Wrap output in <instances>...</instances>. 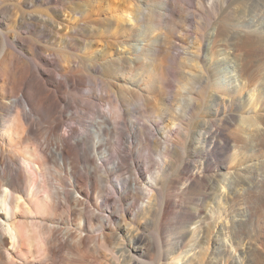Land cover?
Segmentation results:
<instances>
[{"label":"bare ground","instance_id":"6f19581e","mask_svg":"<svg viewBox=\"0 0 264 264\" xmlns=\"http://www.w3.org/2000/svg\"><path fill=\"white\" fill-rule=\"evenodd\" d=\"M5 1L0 0V4L11 13L12 25L7 31L0 30V111L9 113V117L0 116V264H71V256L75 258L77 255L75 264H92L94 259L88 258V254L100 252L109 258L98 264H148L144 257L153 243L146 228L154 215L163 225L173 196L166 193L156 204L154 198L156 193H160L161 181L168 178L169 164L176 161L183 163L184 153L181 155V152L187 151V144H194L195 150L208 154L206 146L211 140L239 148L246 135L264 136V108L261 109L259 100L255 105L260 108L255 109L253 114L241 113L238 116L242 131L239 135L219 134L220 125L214 124L211 117L214 113L220 115V108H216L221 104L220 99H223L224 106L240 107L243 91H248L249 103L261 96L256 94V91L264 89L261 66L252 60V46L264 43L263 0H222L223 7L235 3L239 8L232 12L229 20L221 21L208 30L202 28L194 37L187 32L191 47L184 50L179 48V42V46H175L164 32L171 26L172 18L180 12L187 18L195 16L193 12L183 10L179 0H79L71 10L60 5L53 6L56 15L39 13L34 8L58 3L59 0H15L11 6L5 5ZM2 11L3 8H0V16ZM26 29L40 31L46 37H61L69 43L75 40L72 34L88 33L94 39L81 38L86 46L95 41L98 51L105 48L110 53L109 58L88 55L84 63L88 69H107L118 58L130 65L156 64L155 77L159 84L165 79L161 60L170 57L174 46L181 52L177 55L181 62L196 68L202 63L204 81L195 86L198 97L192 102L198 109L197 118H184L182 121L183 135L188 141L167 138L169 143L163 140L157 167L151 172L141 167L144 158L141 157L139 144L144 136L143 125L133 117L131 105L143 102L142 96L132 99L131 88L125 86L124 91L115 92L117 98L115 94H109L115 102L111 100L107 103L106 109L99 108L102 103L105 104L106 97L93 83L97 82V78H90L76 59L68 57L65 62L59 52L47 46L32 43L26 48ZM177 30L179 28L175 26L173 32ZM217 54L224 58L233 57L237 69L231 78L220 80L218 74L221 73L208 65ZM263 54L260 60L264 59ZM27 61L34 62L39 68L41 65L44 67L34 80H31L32 76L30 78V63ZM56 74L62 78L58 79ZM72 74L78 75L80 85L86 88L81 92L84 102L81 110H74L63 95L72 87ZM56 91L60 95L55 94ZM21 92L22 97L18 95ZM223 95L230 96L229 100ZM61 103H66L70 109L67 118L72 123L63 132H60L61 125L58 123L42 129L40 121L49 117L52 109ZM88 113L93 115L89 128L84 124ZM31 116H36V120L32 121ZM229 119L234 122L236 114L224 116L221 121ZM111 134L117 138L126 137L132 147L130 151H137L131 162L133 172H124L123 163L128 160L127 156H116L112 165L108 166L106 153H110L108 137ZM85 143L91 153L87 152ZM81 157L87 160L83 166ZM202 159L206 167L211 165L208 157ZM57 166L61 169L67 167L71 173V190L66 188L68 180L60 174ZM51 170L59 176V183L53 188L48 180ZM232 171L229 170V176L223 178H220L223 175L220 172L215 175L205 173V178H201L204 183L203 200L209 201L207 209H204L203 203L184 208L187 221H179L181 225L178 226L173 256L168 264H179L180 261H184L182 264L192 261L200 264L201 259L206 264H229L234 246H243L244 254L254 247L259 249L243 235H234L228 225L221 230V240L214 236L213 226L219 217H216V212L221 206H216L213 193L219 183L230 187L229 194L225 196L226 205L235 198L254 202L253 196L248 195L251 187L246 186L244 181L234 180ZM236 171L242 177L243 169ZM111 174L115 175L116 184L112 185L113 192L108 196L105 193L106 183ZM145 178L148 180L143 182ZM259 179L264 182V175ZM177 197L180 198V195ZM114 198H117V204L102 208ZM140 199L142 205L136 207ZM180 200H177L179 205ZM89 203L94 206L91 213ZM226 205L225 217L228 216ZM256 209L257 213L263 212L264 200L257 202ZM248 212H245V218L240 219L245 223ZM70 221H76L77 227H69ZM189 224L194 225L192 229L188 228ZM187 235H190L189 241ZM217 255L219 259H216Z\"/></svg>","mask_w":264,"mask_h":264},{"label":"rangeland","instance_id":"374dc122","mask_svg":"<svg viewBox=\"0 0 264 264\" xmlns=\"http://www.w3.org/2000/svg\"><path fill=\"white\" fill-rule=\"evenodd\" d=\"M221 1L222 0H179V2L183 4V10L193 12L195 16H193V18H187V16H185L183 12H180L172 18L171 26L167 29H164L165 34L168 36L169 40L174 42L175 46H179V44H181L179 48H183V50L184 48L191 47V40H189V34H187V32H191V37H194L198 32L201 31L202 28H204V30H208L221 21L229 20L233 14L232 12L239 8L235 3L225 5L223 7ZM77 2H79V0H59L58 3L54 4L37 5L34 9H36V11L39 13L56 15L54 9L52 8L53 6L60 5L63 8L65 7L69 8L68 10H71L72 8L76 7ZM6 4L11 6L15 4V0H6L5 5ZM0 8H3L2 15L0 16V30L7 31L8 28L12 25L11 13L5 6L2 7L1 4ZM63 19L65 18L63 17ZM175 26H177V28H179L181 32H185V34H181L179 30H177V32H173V30H175ZM25 31L26 32H24V34L26 37V48L32 43H38L39 45L47 46L59 52L63 59L66 60L65 62H67L68 57L76 59L79 64L84 67L85 73L90 78L91 76H93V78H97V82L93 83L96 85V87H99L98 90L106 97V101L104 102L105 104L103 105L102 103L99 108L106 109L107 103L113 100V97L111 98L109 94H115V98H117L115 92L120 93L121 90L124 91L125 86L131 88L132 91L130 92V97H132V99H134L137 95L142 96L141 100H143V102L131 105L133 117L137 121H139L141 125H143L144 136L141 145L139 144V149H141V157L144 158V162L141 167L143 166L144 169L148 168L150 172L151 170H154L155 167H157V163L159 161V151L163 149V146H161V142H163V140H167V138H169L172 141H188V138L183 135L182 121L185 120L184 118H186V120L189 118H197L198 109H196V107L192 105V102L198 97L195 86H199L200 83L204 81L201 74V72L204 71V66L202 65V63V66L199 65V67L196 68L187 63L181 62L180 58H178L177 56L178 53L181 52H179V50H175L174 46V48L170 52V57L167 60L165 59V57L164 60H161L162 71L164 72L165 79L162 84H159L156 81L155 77L156 64L152 65L151 63H148L147 66H143L140 64L130 65L122 58H118L115 62H112L111 66L109 65V68L107 69H99L96 71L88 69L84 64L87 62L86 58L88 57V55L93 54L100 58L110 57L108 49L104 48L103 50L98 51L97 42L95 43L94 41L90 44V46H86V44L81 41V38L93 41V36L88 33L78 32L72 34L75 40L72 43H69L64 41V38L62 39L61 37H46L40 31L30 32L29 29H26ZM177 42H179V44H177ZM263 45L252 46L254 54L252 56V60H254L255 64L261 66L262 70L260 68V77L262 78L261 81L263 80L262 82L264 83V59L260 60V55L264 53ZM1 46L2 43L0 34V50ZM124 50L127 49H123V51ZM175 52H177V54H175ZM27 55L28 57H31L29 53H27ZM50 57H54V55H50ZM233 60V57L224 58L222 55L217 54L214 55V58L209 61L210 64L208 65L215 68L217 73H221L218 74L219 79L221 78L220 80L225 78L229 79L232 77V75H234L233 72H235V69H237L236 63H233ZM29 63L30 78L32 76L31 80H34L40 74L41 70L43 71L44 67L41 65V67L39 68L34 62L32 63L31 61ZM71 76L72 79L70 85L72 87L69 88L67 92H64L65 94L63 93V95L66 98L68 105H70L74 110H81L84 106V102H82L81 92L85 91L86 88L80 85V77L78 75L72 74ZM56 77L58 79L62 78L60 74H56ZM103 82H105V86H103ZM108 89H110L111 91H108ZM69 90H71V92ZM243 92L240 97V99H243H241L242 102L240 101L241 108L239 106H224L223 99L218 100L221 102V104L216 105V108H220V115H215L214 113L211 117L214 121V124L220 125V127H218L219 134L228 133L231 136L239 135L240 133H242V131L240 126L238 125V116L241 115V113L245 115H250V113L253 114V111L255 109L260 108V104L261 109L264 108V89H260L258 90V92L256 91V94L261 96L259 99L253 98L254 101H250V103L253 104H250L247 100L246 94H248V91ZM55 94L60 95V92L56 91ZM18 95L22 97V92ZM223 97L225 98L226 96L223 95ZM229 98L230 96L226 97L227 100H229ZM258 100L259 105H257V107L255 104L256 102H258ZM113 102H115V100H113ZM242 103L245 108L243 107ZM247 103L250 104V106ZM69 110L70 109L66 107V103L58 104V106L52 109V113L49 115V117H46L42 121H40V127L42 129H47L50 126L58 123L61 125L60 132H63V130L67 129L68 126L72 123V120L67 118V113L69 112ZM0 112V116L5 118L9 117V113H7L6 111ZM231 113L236 114L237 119L234 122H231L230 119L229 121H221V118L230 115ZM92 117V113H88L85 118L86 120H84V124L88 128L90 127ZM31 120L35 121L36 116H31ZM179 122H181V124H179ZM202 132L204 133V131ZM241 135L245 136L244 134ZM157 136H159V138H157ZM246 136L247 137L244 140L240 141L239 148H233L232 145L228 146L226 144L224 145L219 143V141L217 140H211L212 142L207 143L206 146L207 150H209L208 154H206V152L203 153L195 150V146H193L194 144L188 142L189 144H187V151L184 152L182 150L181 152V155L184 153L183 163L178 164L179 162L176 161V163L169 164L167 171L168 178L166 181H161L160 193H156L154 202L155 204L160 203L159 200H161V197L165 196L166 193L172 194L173 197L171 199L169 211L163 225L159 224V222L157 221V217L154 215L152 217V221L146 228V233H148V235L151 237L153 243L152 248L144 257L148 264L169 263L171 257L173 256V244L176 237L178 236V226L181 225V221H187V218L184 214V208L197 206L203 203L204 209H207L209 201L205 202L203 200L204 183L202 182V179L205 178L206 174L212 173V175H215L217 174V172L222 173L223 175L220 178H223V176H229V170H233L232 172L234 173V175H232L234 180H241L242 182L244 181L246 186L251 187V190H248V195L253 196L254 202L250 203L251 199L246 200L243 198H235V200H231L226 205L225 196L229 194L230 187L227 184L223 185L222 183H219L216 187L215 192L213 193V197L215 196L214 198L216 206H221L220 209H223V211L218 208L219 210L216 212V217H219H217V221L214 224L215 227L213 226V229L215 230L214 236L215 238L221 240L223 236L221 230L225 225H228L233 230L234 235H243L246 240H251L259 248L256 249L254 247L248 254H244L243 250L245 249L243 246H240L238 248L234 246L233 255L230 259L231 263L229 264H264V210L260 213L256 212L257 202L259 200H264V182L259 179V176L264 175V171H262V169H264V136ZM167 142L170 143L169 140H167ZM109 144L110 153H106L108 166L112 165L111 163L116 159V156H127L128 160L124 161L123 163L124 172H133L131 170V162L133 161V158L136 157L137 151H130L131 146L127 138H117L115 135L111 134L108 137V145ZM85 147L87 149V152H92L87 143H85ZM101 154L103 153L101 152ZM204 156L210 159L211 165L209 167H206L204 164V161L202 159ZM96 158L99 159V156H96ZM86 162L87 160L85 159V157L80 158V163L82 166ZM149 164L151 165L148 167ZM52 165L54 166V164ZM178 166L180 167V169H178ZM259 166L262 168L257 169L259 168ZM57 168L60 169V174L68 180V184L65 185L66 188L68 190H71L72 186L70 184V181H72V176L68 168L66 167L61 169L59 166H57ZM239 168L243 169L241 173L242 177H239L238 171L235 172V169ZM246 171L247 173H245ZM57 178H59V176L55 174L53 170L49 171L48 180L52 188L59 183V180H57ZM86 178L87 176L85 177V179ZM109 179V182L106 183L107 190L105 192L108 196H110V194L113 192L112 185L116 184L114 174H111ZM147 180L148 179L145 178L143 182ZM177 195H180V198H178ZM178 199H181L180 205L177 204ZM117 203V198H114L110 200V202L104 204L102 208L105 209L107 208V206ZM141 205L142 199L138 201L136 207H140ZM225 205L227 206L226 212H228V219L227 217H225L226 215H224ZM89 206L90 207L88 210L89 213H91L90 210L91 208H94V206L92 205V203H89ZM209 208H211V206ZM245 212L249 213L247 216L248 219H246V223L245 221L240 220L246 217ZM68 217L69 215H67V218ZM76 224V221L68 222L69 227H77ZM61 226L64 227V225ZM188 226L187 227L189 229H192L194 225L189 224ZM158 236L161 241H157ZM187 237V240L189 241L190 235H187ZM190 254L192 255V253ZM88 256V258L94 259V262L92 264H98L99 262L105 259L107 260L109 258L107 255H105L104 252L96 253L94 255L88 254ZM93 256L95 257L93 258ZM217 256L216 259H219V256ZM78 257V255L75 256V258H72L71 256V264H75ZM203 258L206 259V256L204 255ZM201 260L200 264H206L205 262H203V260ZM183 262L184 261H180L179 264H182ZM189 264L197 263L192 261Z\"/></svg>","mask_w":264,"mask_h":264}]
</instances>
